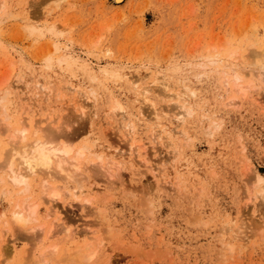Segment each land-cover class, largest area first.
<instances>
[{"label":"rangeland","instance_id":"374dc122","mask_svg":"<svg viewBox=\"0 0 264 264\" xmlns=\"http://www.w3.org/2000/svg\"><path fill=\"white\" fill-rule=\"evenodd\" d=\"M262 47L264 0H0V165L7 126L85 148L73 178L26 188L0 168V264L58 242L51 204L71 230L51 264H264V72L244 66ZM24 202L38 210L22 229Z\"/></svg>","mask_w":264,"mask_h":264},{"label":"bare ground","instance_id":"6f19581e","mask_svg":"<svg viewBox=\"0 0 264 264\" xmlns=\"http://www.w3.org/2000/svg\"><path fill=\"white\" fill-rule=\"evenodd\" d=\"M114 1L115 2H118L120 0H114ZM256 54H257L256 56H259L258 57V60H256V62H251L250 59H248L249 61H246V63H244V66H247V65L248 66H251V65H253L252 66L253 68H257L258 71L261 70L262 72H264V47H262L261 50L258 51V53H256ZM214 55H216V53ZM217 56H213L212 55L210 58H208L206 60L207 61L206 63H212V64L213 63H217L218 64V60L219 59H217ZM218 57H220V56H218ZM229 57L228 58L226 57L227 60H226V58L223 59L224 60V63L226 62L225 63V66L226 67L227 66L228 67L230 66V68L232 69V71H235V73L233 72L234 74H236V75H234V76H236L235 79L233 78L234 80H240V79H242L241 78L242 77L241 76V73L242 72L240 70H238V72H236L237 71V67L236 66H238V65L235 66V64L233 63L234 66H235V67H233V64L231 63L232 62V59L229 58ZM231 57H232V54H231ZM64 58H66V56H61L60 60L63 61ZM68 61L71 62V60H67V59L64 60V62H68ZM220 61H219V63H220ZM206 63L204 62V65H206ZM86 66H87V64H86ZM199 68H200V65H199ZM139 79H140V77H136V79L133 78V80H135V81L136 80H139ZM133 80H132L133 84H135V83L138 82V81L135 82ZM151 82H152V80H151ZM239 86H241V84L240 85L238 84L237 85V88H239ZM241 87H242V89H240L241 92L243 90H246V88H244L243 86H241ZM33 97H34V95H33ZM81 97H84V96L81 95L79 98H81ZM77 100H78L77 103L75 102V104H76L75 107H76V109H78L77 111H79V114L82 115L83 113H85V110L87 111L88 108L85 109V104L86 103H85V99L84 98H81V100H79V99H77ZM74 101H75V99H74ZM118 105H119V108L122 109L121 105L120 104H118ZM86 106H88V105L86 104ZM1 108L3 109V107H1ZM71 108L74 109L73 106ZM182 109H184V108L182 107ZM186 111H187V109H186ZM124 112H126V111H124ZM183 112H185V111H183ZM23 124H22L21 127H18V128L17 127H13L14 129H12V127H10V126L5 127L7 129V131H9L8 132L9 141L7 142V143H9V146H8L9 148L6 147V148H8L7 150L5 148V152H4L5 156H3L4 161L0 165V166H2L0 168H4L5 169V176L7 177V179L10 180V182L12 183L13 186H18V185L23 184L24 187L29 188V185H28L29 182H28V180H29L30 176L34 177L36 174H40V175L41 174H43V175L45 174V176L47 175L50 178L67 179V178H71V177L73 178L74 175H76V174L79 173V170L81 168L80 163L82 161L81 159H82V155L84 153V149L85 148L80 147L78 149L77 148L74 149L73 145H71L69 143H66V142L57 143L56 142L57 140H55V139H58L57 136L59 134L58 135L56 134L57 136H56L55 139H53L54 136L51 137L52 135H54V134H52L50 136L52 139L49 137L50 140L48 138H47L48 139L47 140V139H40V137H34L35 139H33L32 141H30L29 138H28V135H27L28 126L26 125V123H23ZM41 129H38V130H41ZM34 131H37V130H34ZM128 147L129 148H127V149L130 151V152H128L129 153V156L130 155L131 156L133 155V157H134V154H135V156L139 154L140 151H139V148H138L137 145H134L133 143H130V145ZM127 149H126V151H127ZM105 161H106V159H105ZM99 162H101V161H99ZM95 163H96V161H95ZM107 163H106L107 167L110 168L115 163V161H110V163L108 161ZM96 166H98V165H96ZM100 166L101 165L99 164V167ZM116 168H117V165H116ZM41 181H43L42 182V186H43V191L42 192H44V193H41V194H44V196H46L45 194H47V196H49L48 199L51 198L49 200V202H51L52 199H55L57 196H59V190H58L57 187L50 185L49 183H47V181H44V178L41 179ZM26 188H24V189L26 190ZM81 193H82V190H81ZM261 197L264 200V193H263V191H262V193H261V195H260L259 198H261ZM87 202H89V201H87ZM17 207L18 208L16 210L15 209L12 210L14 213L12 212L11 213L12 218L10 217L11 220L13 221V224L17 228L24 229L26 227V224H29V223L34 222V221L37 222V215L36 214H37L38 208H37V204L35 202H29V203H26V204L24 202V205H22V203H21V205L20 206H17ZM45 215H46L45 218L48 220L47 221L45 219L46 222H47L46 225L48 226V228L45 230L46 233L43 232L44 233V236L46 234V236H45L44 239H46V238H52V239H54L53 237H56L57 238L58 236H60L59 238H57L58 239V242L57 241L56 242L52 241L53 243H51L50 244V247H48V252H47L48 254L47 253H43V255L41 254L43 256V258L41 256V258H39L37 261H33L31 258H29V259L27 258L28 260L25 261L24 264H51L52 263V260L54 259L53 257L55 255V253L58 251V249L61 247V245H63V243H64L63 248L66 249L68 247L69 243H71L70 241H68L69 240V237H70V234H71V230H70V228L68 226L66 227L65 224L61 221V218L59 217L58 212L55 210V208L52 206V204L47 208ZM41 227H43L42 224H40V227L39 226L38 227L36 226V228L35 227L28 228L27 227L26 230H29L30 232L31 231L33 232L37 228H39V230H42ZM30 232H29V235H24L23 237L25 239H29L31 241H37V242H39L40 240H43V238L40 236L39 233L36 234L35 236H32V234H30ZM3 246H4V244H3ZM86 246H84V249H83L84 251H86ZM24 251H26V250H24ZM84 251H82V252L84 253ZM78 252L79 251L77 250V253H75V254H78ZM4 254H8V255L11 254L10 253V249L9 248H3V247L0 248V263H1V261L5 260V258H7V256L4 257ZM82 254L80 253L79 255L83 257ZM84 254H85V257L87 258V260L88 259L90 260V259H93L92 257H95L96 251H95V249H93V250H90L88 253H84ZM74 258H75V256H74ZM73 260L74 259L72 257V261ZM84 262H85V260H84ZM56 263H58V262H56Z\"/></svg>","mask_w":264,"mask_h":264}]
</instances>
